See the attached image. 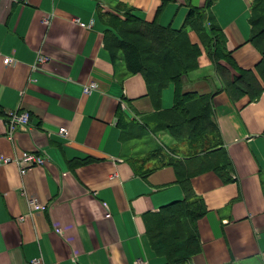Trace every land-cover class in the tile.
Wrapping results in <instances>:
<instances>
[{
  "label": "crops",
  "instance_id": "obj_1",
  "mask_svg": "<svg viewBox=\"0 0 264 264\" xmlns=\"http://www.w3.org/2000/svg\"><path fill=\"white\" fill-rule=\"evenodd\" d=\"M252 4L0 0V157L27 151L45 159L23 175L15 162L0 165V264H168L152 250L145 219L185 201L187 184L189 201L205 208L194 226L199 251L187 264H264V90L233 102L216 68L231 79L252 72L264 87ZM190 7L208 10L219 33L194 31ZM118 9L185 32L200 49L181 92L212 95L215 134L178 141L154 131V114L173 108L176 86L161 91L156 107L142 75L110 52L104 15ZM39 52L49 61L35 67ZM90 83L96 88L84 93ZM13 110L30 122L8 139L4 119ZM208 141L214 146L204 148ZM28 199L44 209L31 210Z\"/></svg>",
  "mask_w": 264,
  "mask_h": 264
},
{
  "label": "trees",
  "instance_id": "obj_2",
  "mask_svg": "<svg viewBox=\"0 0 264 264\" xmlns=\"http://www.w3.org/2000/svg\"><path fill=\"white\" fill-rule=\"evenodd\" d=\"M252 5L255 16L251 42L262 55L257 72L264 83V0H254ZM206 6L208 8L210 5ZM104 17L106 25L112 28L107 37L110 52L121 54L128 73L142 75L153 105L158 107L161 91L167 85L173 83L176 86L173 108L169 111L157 109L154 114V118L159 119V122L156 119L158 123L154 131L165 130L178 141L203 139L215 134L217 128L212 120V95L195 97L181 92L183 78L198 68L195 61L200 55V49L188 42L186 33L161 27L157 23H146L125 9H118ZM186 23L200 36L207 25L211 32L219 33V29L211 25L208 10L205 9L190 7ZM207 34L210 38L211 34ZM214 40L213 37L207 39L205 48L209 53H212L208 48L211 42L212 47H216ZM216 68L224 90L233 102L243 96L255 100L264 90L252 72L240 71V75L231 79L225 67L217 65ZM210 145L211 142H205L204 148L214 146ZM184 190L185 201L174 203L145 219V230L152 250L156 255L165 257L168 264H187L199 251L194 226L205 213V208L200 200L189 201L192 195L188 184Z\"/></svg>",
  "mask_w": 264,
  "mask_h": 264
},
{
  "label": "built area",
  "instance_id": "obj_3",
  "mask_svg": "<svg viewBox=\"0 0 264 264\" xmlns=\"http://www.w3.org/2000/svg\"><path fill=\"white\" fill-rule=\"evenodd\" d=\"M49 21H50L49 18L44 19V24H48ZM48 61H49V58L43 55L41 52H39V54L36 57L35 67L40 64H45ZM11 62L12 60L8 57L3 60L4 64H8ZM95 88H96L95 83H90L89 85L84 86L83 92L90 93ZM4 120H5L6 127H7V138L12 139V135L16 130L24 131L28 129V125H29L28 123L30 122V115L26 111L19 112L17 110H13V111H9L8 113H6ZM58 133L62 137H65L67 135V131L65 128H60L58 130ZM13 160L14 159L0 157V165L8 164L9 162H15L19 167L20 173L23 175L28 170L45 164L44 158H42L36 153L27 152V151L21 152L19 157L16 158L14 161ZM28 205L30 206L31 210H43L44 209V206L38 203L36 199H28ZM34 264H39V262L34 261Z\"/></svg>",
  "mask_w": 264,
  "mask_h": 264
}]
</instances>
